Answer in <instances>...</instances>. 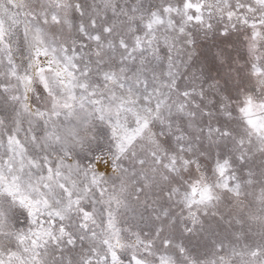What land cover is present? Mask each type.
<instances>
[{
  "label": "snow or ice",
  "instance_id": "1",
  "mask_svg": "<svg viewBox=\"0 0 264 264\" xmlns=\"http://www.w3.org/2000/svg\"><path fill=\"white\" fill-rule=\"evenodd\" d=\"M0 264H264V0H0Z\"/></svg>",
  "mask_w": 264,
  "mask_h": 264
}]
</instances>
